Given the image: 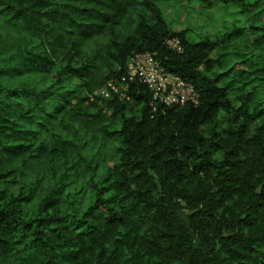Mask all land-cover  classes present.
I'll return each mask as SVG.
<instances>
[{
  "label": "trees",
  "instance_id": "trees-1",
  "mask_svg": "<svg viewBox=\"0 0 264 264\" xmlns=\"http://www.w3.org/2000/svg\"><path fill=\"white\" fill-rule=\"evenodd\" d=\"M200 1L258 10L261 68L157 0H0V264H264V0ZM145 52L197 102L154 110Z\"/></svg>",
  "mask_w": 264,
  "mask_h": 264
},
{
  "label": "rangeland",
  "instance_id": "rangeland-1",
  "mask_svg": "<svg viewBox=\"0 0 264 264\" xmlns=\"http://www.w3.org/2000/svg\"><path fill=\"white\" fill-rule=\"evenodd\" d=\"M157 2L165 12L166 19L172 28L178 32L189 29V38L194 42L204 38H214L235 28L243 29V32L234 37L228 47L217 51L216 56L224 54L222 60L225 67L222 70L216 68L215 72H225L233 67L240 68L245 59H251L256 68H261L260 52L247 48V45L250 46L249 40L255 37L250 27L261 23L255 20L258 10L244 11L236 4L214 3L206 7L200 0H157ZM235 77L236 72L231 71L227 80Z\"/></svg>",
  "mask_w": 264,
  "mask_h": 264
},
{
  "label": "built area",
  "instance_id": "built-area-1",
  "mask_svg": "<svg viewBox=\"0 0 264 264\" xmlns=\"http://www.w3.org/2000/svg\"><path fill=\"white\" fill-rule=\"evenodd\" d=\"M166 45L176 52L183 51L178 38L167 40ZM127 76L129 82L138 80L148 87L153 96L154 110L158 105L183 107L188 102H197L198 94L195 86L166 72L150 52L135 54L131 57L127 67ZM128 81L124 79L122 84L111 82L98 94L104 99H111L115 96L124 98L128 90Z\"/></svg>",
  "mask_w": 264,
  "mask_h": 264
}]
</instances>
